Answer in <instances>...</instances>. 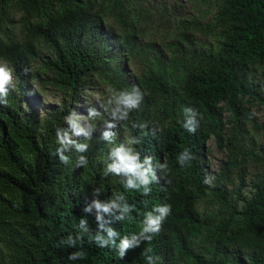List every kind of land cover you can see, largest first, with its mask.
<instances>
[{"label": "trees", "instance_id": "trees-1", "mask_svg": "<svg viewBox=\"0 0 264 264\" xmlns=\"http://www.w3.org/2000/svg\"><path fill=\"white\" fill-rule=\"evenodd\" d=\"M141 1L0 0V264H264V0H205L168 39ZM41 81L62 96L44 114ZM99 89L105 125L78 132Z\"/></svg>", "mask_w": 264, "mask_h": 264}, {"label": "rangeland", "instance_id": "rangeland-1", "mask_svg": "<svg viewBox=\"0 0 264 264\" xmlns=\"http://www.w3.org/2000/svg\"><path fill=\"white\" fill-rule=\"evenodd\" d=\"M148 9L150 10L153 19L147 27V30L150 34L147 36L150 39L153 37L158 36L159 39L167 38L166 35L181 21H189L192 19H201L202 21H206V19L210 18L213 14L211 6L205 0H143ZM22 14L20 12H16L15 15L12 17L11 20H8V23H3V28L6 29L7 33H11L16 37L22 36L21 30V18ZM9 34H4L0 32V39H6ZM166 40V39H165ZM51 56V51L45 46L42 45L40 47V54L36 58L37 60L34 61L35 67L38 69L43 65V61L48 59ZM137 66V65H136ZM132 67V70L136 67ZM0 69H4V71L12 78V72L10 70V66L0 57ZM49 73H41L43 76V80ZM37 88L41 87L39 91L41 94V98L43 101V105L41 106V113L44 114L45 110H48L52 105L59 103L62 100V96L55 90L53 87L45 81L37 82ZM107 92V93H106ZM91 96L92 101L96 103L99 108L101 115L97 118L92 117L91 120L88 116H85L84 113H79L78 118V126L77 131L81 132L84 130L89 129L92 125L97 126V129H101L102 126L105 125L104 121L107 118V104L112 103V95L108 93L106 89H99L96 93H89ZM91 103L90 97L82 101L80 106L82 105H89ZM252 110L256 112L258 116L259 122L264 121V103H259L253 99H251L250 104ZM228 114V113H227ZM251 131L255 135L257 142L259 145L263 144L264 147V137L261 135V132L255 130L252 126H250ZM209 151L207 158L210 161V164L213 169H219L222 160L226 157L225 149H220L216 144L214 138L208 141ZM258 164L252 163L251 164V174L248 177V181H251L254 178L256 172L260 169ZM248 192L250 189L249 187H245ZM208 208L212 210L214 205H210L208 201L200 202V210L204 211L203 209Z\"/></svg>", "mask_w": 264, "mask_h": 264}, {"label": "clouds", "instance_id": "clouds-1", "mask_svg": "<svg viewBox=\"0 0 264 264\" xmlns=\"http://www.w3.org/2000/svg\"><path fill=\"white\" fill-rule=\"evenodd\" d=\"M10 77L8 76V74L4 71V69H0V88H2L3 83L8 80ZM126 103H134V101L131 100H127L125 101ZM166 211V210H165ZM157 223V221H152V224L155 225Z\"/></svg>", "mask_w": 264, "mask_h": 264}]
</instances>
